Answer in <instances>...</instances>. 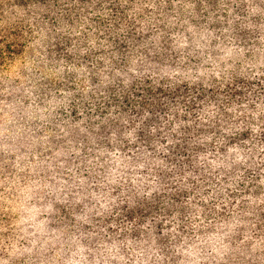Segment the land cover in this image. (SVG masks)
Returning <instances> with one entry per match:
<instances>
[{
	"label": "clouds",
	"instance_id": "obj_1",
	"mask_svg": "<svg viewBox=\"0 0 264 264\" xmlns=\"http://www.w3.org/2000/svg\"><path fill=\"white\" fill-rule=\"evenodd\" d=\"M174 3H183L184 15L167 18L161 12L158 19L156 0L143 5L153 15L136 21L141 26L138 31L144 32L138 37L144 51L133 59L129 72L133 77H146L142 86H152L174 99L185 98L187 107L172 109L181 119L168 116L172 132H179L186 123L191 125L193 112L198 110V120L207 123L222 107L230 114L223 129L229 139L217 141L215 151H202L194 157V170L182 177L187 191L170 195L163 207L156 199L159 185L150 167L163 158L150 159L152 152L146 150L142 158L134 159L137 150L133 149L95 154L88 149L85 154L84 143L75 134L87 129L73 122L67 107L57 108L48 100L49 92L58 85L36 74L48 66L43 53L50 45L56 53L64 49L57 36L65 27L55 26L50 16L45 19V7L33 9L27 17L30 35L17 23L0 22V40L17 31L23 37L18 54L8 59L25 58L34 78L41 81L25 109L13 94L28 91L31 85L16 83L14 75L5 73V63H0V97L4 98L0 105L9 99L17 105L14 116H0V264H46L57 245L58 255L70 252L68 260L75 264H144L145 258L153 259L149 253L156 238L165 252L163 257L154 253L156 260L167 264H264V235H259L250 219L264 205V191H258L264 189V0H221L220 11L227 16L219 15L223 22L219 28L213 26L216 13L204 18L197 15L194 4ZM241 6L242 14L236 12ZM161 52L174 57L175 65L161 67L156 62ZM123 79L127 87L135 83L125 73ZM214 93L221 107L213 102ZM225 97L228 103H223ZM185 115L187 121L182 118ZM204 139L212 141L211 136ZM173 143L171 138L157 143V156H167ZM145 172L148 179L142 175ZM96 188L109 189L111 194L97 199ZM122 196L138 197V224L147 221L149 227L151 243L145 241L147 247L127 239L121 235L123 229L117 231L111 224L113 213L127 218ZM92 200L96 202L82 214L85 231H80L81 221L73 225L79 237L55 230L49 234L36 220L38 215L56 219L58 211L71 223L79 205ZM149 205L151 210L145 211ZM16 215L19 219H13ZM89 226L97 230L89 233ZM169 245L172 251H168Z\"/></svg>",
	"mask_w": 264,
	"mask_h": 264
},
{
	"label": "rangeland",
	"instance_id": "obj_2",
	"mask_svg": "<svg viewBox=\"0 0 264 264\" xmlns=\"http://www.w3.org/2000/svg\"><path fill=\"white\" fill-rule=\"evenodd\" d=\"M148 0H0V22H10L19 24L23 29L28 30L27 17L31 15V11L38 7H45L46 14L44 18H52L51 23L55 26L65 27V31L58 34L57 43L63 44L65 47L59 53L53 52L51 45L46 53L47 68L43 73L36 74L42 79H48L54 87L48 94V100L57 108L67 107L71 111L72 120L78 123L82 128H86V133L76 131L78 142L83 141L85 154L88 149L92 150V154L96 151H113L125 149H133L136 151V157L142 158L144 151L152 152V156L156 154L155 147L157 143H161L163 134H166L165 125L169 120V115L180 117L179 113H173L172 109L179 106H185V98L177 96L175 99L168 93H159L154 87L143 85L142 82L146 77H133L129 69L133 67V60L138 54L144 50L140 49L138 37H143L144 32L138 31L141 26L136 23L137 19L144 20L151 17L153 11L150 8H144ZM158 11L155 13L158 19L164 17L171 18L177 13L184 15L183 3L175 4L174 0H156ZM184 3L194 4L195 12L198 16L207 18L210 13H216L212 17L213 26L221 27L219 15L227 16L226 12H221V0H184ZM138 7L142 11H138ZM235 7V6H234ZM236 12L242 14V6L236 7ZM149 31L151 25L148 26ZM29 31V35L30 30ZM79 33V34H77ZM22 33L17 31L13 37L5 36L4 40H0L3 48H0V63H5L4 71L7 75L15 76L16 83H23L26 87L31 85L28 91L14 93V96L20 101L25 109L30 103V96L35 94L40 88L41 81L35 79L27 60L23 57H15L18 54L19 46L22 41ZM70 45V47H69ZM87 49V52H81ZM156 62L161 66L175 65L177 60L165 52L158 53ZM23 65V66H21ZM138 71H143L142 65H137ZM121 73L120 76L117 73ZM123 73L132 77L134 84L127 87L123 79ZM213 102L221 107V100L216 94ZM0 97V100H3ZM26 101L28 103H26ZM229 98L225 97L223 103H228ZM17 105L11 99L5 104L0 105V116H14L13 108ZM198 112V110H197ZM197 112H193L191 120L194 125H202L206 128L201 135L211 136L212 141H205V151H215L217 141H227L229 137L224 133L223 129L227 127L230 120V114L223 111L218 113L214 118L208 120L207 123L199 121ZM155 117V120H151ZM183 118V117H182ZM189 119V117H188ZM162 125L164 128H156ZM155 129V131H153ZM142 134H147L153 138L152 142H144L138 138ZM162 135V136H161ZM245 136L249 133L245 132ZM223 150L224 145H220ZM134 157V159L136 158ZM152 158V157H150ZM157 167V166H156ZM155 167H152V174L156 176ZM147 172L142 173V175ZM148 179L147 175H144ZM189 186L191 183L188 181ZM173 181L169 182L168 188L175 187ZM123 192V189H121ZM258 191H264L259 189ZM111 194L109 189L96 188L95 196L97 199H105ZM159 194H165L163 189L159 190ZM128 196H122L121 201L127 199ZM85 201L79 205V211L73 216L71 223L65 217L56 213V219H52L48 215H38L37 222L45 231H64L69 234L76 232L77 221H81L80 231H85L83 227L82 214L91 208V204ZM63 203V201H61ZM165 203H161V207ZM98 207V205H97ZM19 219V215L13 217ZM102 219H107L103 217ZM256 224L259 235H264V205H260L255 210V214L250 218ZM95 223V218H92ZM111 224H115L117 231L123 229L121 235H126L127 239H133L130 234V225L127 220L122 221L119 215L112 214ZM111 224L109 226H111ZM148 227V222L146 223ZM91 226L88 232L96 231ZM137 236L138 245L147 247L145 241L151 243L147 229H144ZM108 236L112 233L108 232ZM237 235H241L237 233ZM154 236V232H152ZM106 238V237H105ZM96 239V237H93ZM134 240V239H133ZM83 243V241H81ZM138 243V242H137ZM59 245L52 250L46 264H75V261L69 262L68 256L58 255ZM139 251V248L137 249ZM158 252L160 256H164L163 251L157 244L153 247L150 255L153 259H144V264H157L154 253ZM167 264V262H166ZM180 264V263H177Z\"/></svg>",
	"mask_w": 264,
	"mask_h": 264
},
{
	"label": "trees",
	"instance_id": "obj_3",
	"mask_svg": "<svg viewBox=\"0 0 264 264\" xmlns=\"http://www.w3.org/2000/svg\"><path fill=\"white\" fill-rule=\"evenodd\" d=\"M40 1H47V0H40ZM177 119H181V117L177 116ZM185 121L188 120V116L185 115L183 117ZM151 120H155V117ZM172 121H168L163 127L168 130L166 134H163L161 138V143H166L168 138H171L174 143L173 145L169 146V154L167 156H163V154H160L158 157L157 154L153 155L152 158H163L162 159H156L152 163L150 167H155L156 172V182L159 185V190L163 189L165 194H158L156 195V199L160 200L161 203H165L170 197V195L175 194L176 192L180 191H187L183 187V182H182V177L184 176L186 171H192L194 170V164L195 160L194 157L202 151H205V135H201L198 133H202L203 130L206 128L205 126L202 125H194L191 123V125H188L187 123L185 126L181 127L179 132H172ZM156 128H163L162 125L155 126ZM163 128V129H164ZM198 132V133H197ZM139 140L144 142H152L153 138L147 134H142L138 138ZM201 140H204L203 143H200ZM139 158V157H136ZM150 158V159H152ZM174 165V167H173ZM157 166V167H156ZM199 171V169H196ZM173 181L176 185L174 188L169 189L168 185L169 182ZM190 183L192 181L189 180ZM138 197H127V199L121 201L122 203L126 204L128 213H127V218H123L122 216L119 215L120 220L125 221L127 220L129 225H130V234L129 236H132L133 239L137 241V236H133V233L138 232L141 233L142 230L147 229V233H149V227H146L147 221L144 222L143 225L138 224V221L140 220V216L136 212V199ZM145 211L151 210V205L146 207L144 209ZM133 217H135L133 219ZM154 232V230H153ZM149 235V234H148ZM158 241V238H156ZM159 246V244H158ZM160 247V246H159ZM160 249L163 251V254L165 255V252L162 247ZM168 251H172L171 245L168 247ZM177 263H180L177 261ZM157 264H166L165 262H158Z\"/></svg>",
	"mask_w": 264,
	"mask_h": 264
}]
</instances>
